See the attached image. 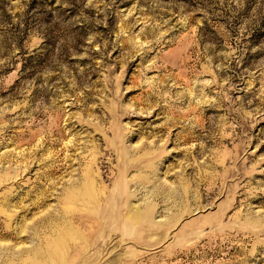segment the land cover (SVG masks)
Listing matches in <instances>:
<instances>
[{
    "label": "rangeland",
    "instance_id": "rangeland-1",
    "mask_svg": "<svg viewBox=\"0 0 264 264\" xmlns=\"http://www.w3.org/2000/svg\"><path fill=\"white\" fill-rule=\"evenodd\" d=\"M0 264H264V0H0Z\"/></svg>",
    "mask_w": 264,
    "mask_h": 264
},
{
    "label": "bare ground",
    "instance_id": "bare-ground-1",
    "mask_svg": "<svg viewBox=\"0 0 264 264\" xmlns=\"http://www.w3.org/2000/svg\"><path fill=\"white\" fill-rule=\"evenodd\" d=\"M135 213V212H134Z\"/></svg>",
    "mask_w": 264,
    "mask_h": 264
}]
</instances>
